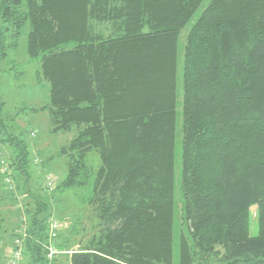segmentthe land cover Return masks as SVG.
Instances as JSON below:
<instances>
[{
  "label": "trees",
  "instance_id": "16d2710c",
  "mask_svg": "<svg viewBox=\"0 0 264 264\" xmlns=\"http://www.w3.org/2000/svg\"><path fill=\"white\" fill-rule=\"evenodd\" d=\"M0 2V69L28 29L36 80L50 86L49 103L34 111L48 112L54 133L76 130L59 151L68 171L52 197L75 192L101 230L71 264H173L180 36L204 0ZM182 80L188 237L177 263L264 264V0H211L186 37ZM2 109L0 147L14 157L8 165L0 150V161L29 183V145ZM37 204L25 256L49 264L51 204ZM3 221L0 209V232Z\"/></svg>",
  "mask_w": 264,
  "mask_h": 264
},
{
  "label": "rangeland",
  "instance_id": "374dc122",
  "mask_svg": "<svg viewBox=\"0 0 264 264\" xmlns=\"http://www.w3.org/2000/svg\"><path fill=\"white\" fill-rule=\"evenodd\" d=\"M1 1V0H0ZM1 3V2H0ZM211 0H204L196 14L188 25L182 30L179 49V105L176 127V163H175V207H174V263L180 259V237H188L183 224V200H182V174L181 160L183 148V54L186 37L194 23L209 6ZM27 33L23 29L18 39V48L9 49L5 62L0 69V104L2 118L9 127L11 133L22 138L29 145L31 172L30 182L15 173L11 168L6 173L5 166L0 161V209L3 217L2 231L0 232V264H11L12 250L17 251L16 242L23 238V232L27 231L32 216L38 206L37 199L49 202L51 205V220H57L62 227L54 242L59 254L50 260L49 264H71L70 258L73 252L83 249L86 244H91L94 236L101 227L91 206H83L79 203L77 195L73 191L57 194L53 199L49 182L54 183V188L67 175V159L59 155V151L75 137L76 130L66 133H54L48 112L39 111L49 103L50 86L48 82H38L36 73L40 70V60H31L27 54ZM12 36L7 38V43H12ZM18 66V75L16 67ZM14 67V68H13ZM14 70H13V69ZM12 69V70H11ZM35 132V137L32 133ZM0 150L4 152L8 165L14 157L13 149L4 144ZM92 166L97 170L101 165L100 156L96 152L89 155ZM10 167V166H9ZM52 186V187H53ZM17 220V226H16ZM190 225H192L189 222ZM259 232L256 209L252 210L250 235L257 236ZM17 239V240H16ZM25 246V243H24ZM189 246H191L189 244ZM221 258L224 250L217 248ZM17 264H27L25 249ZM196 264V263H195ZM201 264H218L216 261H202Z\"/></svg>",
  "mask_w": 264,
  "mask_h": 264
},
{
  "label": "built area",
  "instance_id": "2783aa9c",
  "mask_svg": "<svg viewBox=\"0 0 264 264\" xmlns=\"http://www.w3.org/2000/svg\"><path fill=\"white\" fill-rule=\"evenodd\" d=\"M32 135L34 136V134H32ZM5 171L7 172L6 169H5ZM53 185H54L53 182H52V184L49 182V188L51 191H53V189H54ZM61 227H62L61 223L57 220H51L49 223L48 238H47V245H46V250L48 251L47 258L49 261L55 257L54 255L57 256L59 254V252L54 247V242L58 236V232L60 231ZM25 238H26V231L23 232V238L17 240V242H16L15 248H17V251L15 253L13 252V254H12L11 264H17L18 261L20 260V257L22 255V251H23V249H25V246H24V243H26Z\"/></svg>",
  "mask_w": 264,
  "mask_h": 264
},
{
  "label": "crops",
  "instance_id": "0c3cea01",
  "mask_svg": "<svg viewBox=\"0 0 264 264\" xmlns=\"http://www.w3.org/2000/svg\"><path fill=\"white\" fill-rule=\"evenodd\" d=\"M32 134H34V136H33V135H32V136L35 137L36 133L33 132ZM2 146H3V145H1L0 149L3 148ZM1 152H2V154H4V152H3L2 150H1ZM17 223H18V222H17V220H16V226H17ZM12 253H13V250H12L11 254H12Z\"/></svg>",
  "mask_w": 264,
  "mask_h": 264
},
{
  "label": "bare ground",
  "instance_id": "6f19581e",
  "mask_svg": "<svg viewBox=\"0 0 264 264\" xmlns=\"http://www.w3.org/2000/svg\"><path fill=\"white\" fill-rule=\"evenodd\" d=\"M17 240V239H16Z\"/></svg>",
  "mask_w": 264,
  "mask_h": 264
}]
</instances>
